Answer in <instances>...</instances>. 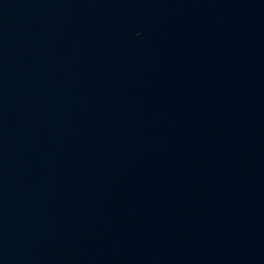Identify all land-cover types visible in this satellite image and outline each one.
Wrapping results in <instances>:
<instances>
[{
  "label": "water",
  "instance_id": "1",
  "mask_svg": "<svg viewBox=\"0 0 264 264\" xmlns=\"http://www.w3.org/2000/svg\"><path fill=\"white\" fill-rule=\"evenodd\" d=\"M0 264H264V0H0Z\"/></svg>",
  "mask_w": 264,
  "mask_h": 264
}]
</instances>
